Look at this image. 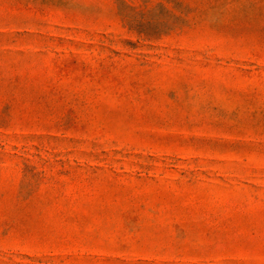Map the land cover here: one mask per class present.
<instances>
[{
    "label": "rangeland",
    "instance_id": "obj_1",
    "mask_svg": "<svg viewBox=\"0 0 264 264\" xmlns=\"http://www.w3.org/2000/svg\"><path fill=\"white\" fill-rule=\"evenodd\" d=\"M0 264H264V0H0Z\"/></svg>",
    "mask_w": 264,
    "mask_h": 264
}]
</instances>
